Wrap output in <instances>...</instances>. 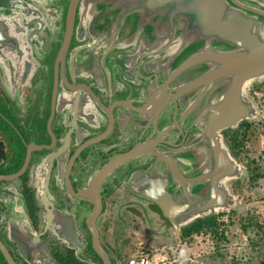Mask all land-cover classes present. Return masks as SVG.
Masks as SVG:
<instances>
[{
    "label": "water",
    "instance_id": "water-1",
    "mask_svg": "<svg viewBox=\"0 0 264 264\" xmlns=\"http://www.w3.org/2000/svg\"><path fill=\"white\" fill-rule=\"evenodd\" d=\"M32 1L0 0V43L3 44L6 38L17 40V36H8L7 33L15 34L28 26L44 23L41 6ZM132 1L81 0L76 35L83 44L70 51L67 63L71 78L73 71H80L86 77L94 76L90 72L109 74L114 67L119 71L116 60L124 64L129 75H133L132 70H137L138 77L149 84L144 85L147 88L146 105L155 93V119L152 123L155 140L151 138L127 153L111 157L93 172L86 187L78 194L73 192V196L77 199L95 196L96 210L90 218L92 225L101 209L100 184L119 167L137 166L135 159L143 153L152 154L155 149V171L153 166L134 171L128 183L132 184L135 194L155 198L162 216L177 230L214 213L236 211L240 201L232 185L236 180H243L246 169L232 155L223 131L236 129L243 121L261 120L259 109L250 96V88L264 80V21L258 17H264V0H245L258 7L240 0ZM73 14L74 5L69 10L67 39L72 32ZM134 14V29L127 28L129 32L127 29L123 32L126 17H134ZM153 24L155 31L152 30ZM130 38L141 40L142 44L126 43L132 40ZM92 49L98 56L101 55L100 49H106V63L102 59L87 60L88 50ZM152 77H155L154 81H150ZM70 90L74 89L62 87L58 92L55 90L54 104L57 101L59 104L62 93L66 96ZM170 104H173V119L176 116L181 121L190 118V127L195 129L178 146L163 139L166 130L175 128L164 126L166 122L162 121ZM132 122L133 127L138 126L136 120ZM161 122L164 124L160 129L157 126ZM96 141L93 144L101 140ZM55 152L44 157L49 166ZM22 170L0 176V181L15 180L21 176ZM142 184H147L149 194L138 191ZM7 192L10 194L0 188V199ZM14 196L22 201L21 211L11 209L3 227L4 236L15 244L17 254L26 264H59L35 230L22 195L16 192ZM63 222H59L60 228L54 225L58 238L75 252L79 260L86 244L82 235L89 232V227L79 230L72 217ZM91 232L94 235L92 245L100 257L102 249L97 232L94 229ZM0 251L9 264H13L1 241Z\"/></svg>",
    "mask_w": 264,
    "mask_h": 264
},
{
    "label": "flooded vegetation",
    "instance_id": "flooded-vegetation-1",
    "mask_svg": "<svg viewBox=\"0 0 264 264\" xmlns=\"http://www.w3.org/2000/svg\"><path fill=\"white\" fill-rule=\"evenodd\" d=\"M34 1L41 6L44 23L28 26L15 34L7 33L8 36H17V40L6 38L3 44L0 43V176L17 173L23 168L19 178L10 182L0 181V188L11 194L7 192L0 199V241L13 264H26L17 254L15 244L3 234V227L7 224L11 209H14V201L18 200L14 196L17 192L25 200L35 230L59 264H65L70 251L81 264H124L127 253L146 248V245L153 247L160 239L170 240L172 231L176 229L162 216L155 198L135 194L132 184L128 183L132 172L155 166V149L152 154L143 153L135 159L137 166L119 167L100 184L101 209L92 225L90 218L96 210L95 196L86 195L87 199H77L73 195L81 192L93 172L111 157L127 153L135 145L151 138L155 140V127L152 124L155 119V93L151 95L149 105H146L145 86L149 84L138 77L137 70L131 71L133 75L127 74L124 64L118 60L119 71L116 67L111 71L110 66L106 65L111 71L109 74L105 71L99 74L90 72L94 76L86 77L80 71H73L75 73L71 72V78L67 63L69 53L83 44L76 35L81 0ZM240 1L258 7L254 3ZM72 5V32L67 39ZM135 17V14L134 17H126L123 32L127 28L134 29ZM258 17L264 21V17ZM152 28L155 31L154 24ZM129 41L142 44L141 40L132 39L126 43L130 44ZM105 50H99L100 56L95 54V49L88 50L87 60L102 59L106 63ZM95 69L99 70L98 67ZM154 80L155 77L150 79ZM62 87L74 90L68 91L66 96L62 93L59 104L58 101L54 104V91L58 92ZM58 108L64 110L58 112ZM173 111V104H170L163 113L164 126L175 127L166 130L163 139L178 146L195 129L190 127V118L181 121L176 116L173 119ZM132 120H136L138 126L133 127ZM163 122L157 127L161 129ZM251 123L248 122V128ZM247 127H243L246 131L243 130L241 136L247 132ZM229 133V129L223 131L224 139L232 155L241 163V148H236L230 142ZM99 139V143L93 144ZM51 152L55 154L49 166L44 157ZM244 167L249 169L248 165ZM237 181L232 185L235 194L234 190L240 185L236 184ZM138 191L150 193L147 184H142ZM153 194L155 196V192ZM221 213L209 216L216 219L217 227L219 218L223 216ZM71 217L79 230L88 225L91 233L87 231L82 235L86 244L81 249L79 260L75 252L58 238L59 233L54 226L60 228V223ZM92 229L97 232L101 258L92 245ZM182 229L178 230L180 236ZM139 258L144 260L141 255ZM0 264H9L1 251Z\"/></svg>",
    "mask_w": 264,
    "mask_h": 264
},
{
    "label": "rangeland",
    "instance_id": "rangeland-1",
    "mask_svg": "<svg viewBox=\"0 0 264 264\" xmlns=\"http://www.w3.org/2000/svg\"><path fill=\"white\" fill-rule=\"evenodd\" d=\"M254 86L264 88V80ZM260 90L258 97L251 98L261 120L252 122L241 143L238 142L239 160L249 167L234 190L239 208L219 218L216 235L203 230L182 238L175 229L170 240L160 239L153 247L146 245L127 253L124 264L139 255L144 264H264V89ZM251 220L255 225L249 224Z\"/></svg>",
    "mask_w": 264,
    "mask_h": 264
},
{
    "label": "trees",
    "instance_id": "trees-1",
    "mask_svg": "<svg viewBox=\"0 0 264 264\" xmlns=\"http://www.w3.org/2000/svg\"><path fill=\"white\" fill-rule=\"evenodd\" d=\"M248 122L247 121H243L239 124L238 128L236 129H229V131L231 133H229V139L230 142L237 148L238 146V142L241 143V138L243 136V134L240 135V137H238V133L241 131V129L243 127H247ZM248 128V127H247ZM246 131V130H244ZM238 139V140H237ZM239 147V146H238ZM236 184H240V181L238 180ZM229 213H234L233 211L229 212ZM225 212L221 213L220 215H224ZM253 220H251V222L249 223L250 225H255L254 222H252ZM217 221L214 217H204L202 219H198L196 221H194L193 223H191L190 225L184 227L181 230V237L183 238H187L190 237L194 234H197L201 231H208L210 233H213L214 235L217 234V225H216ZM223 235V233H222ZM221 235V236H222ZM65 264H81L79 263L73 256H72V251H70L69 256L67 261L65 262Z\"/></svg>",
    "mask_w": 264,
    "mask_h": 264
},
{
    "label": "built area",
    "instance_id": "built-area-1",
    "mask_svg": "<svg viewBox=\"0 0 264 264\" xmlns=\"http://www.w3.org/2000/svg\"><path fill=\"white\" fill-rule=\"evenodd\" d=\"M260 89H264L263 87L260 86H253L250 88V96L253 98L258 97L260 94ZM144 260L140 259L138 256H132L129 260L126 261V264H144Z\"/></svg>",
    "mask_w": 264,
    "mask_h": 264
},
{
    "label": "bare ground",
    "instance_id": "bare-ground-1",
    "mask_svg": "<svg viewBox=\"0 0 264 264\" xmlns=\"http://www.w3.org/2000/svg\"><path fill=\"white\" fill-rule=\"evenodd\" d=\"M13 206H14V210H16L17 212L21 211V202L19 199L18 200L15 199Z\"/></svg>",
    "mask_w": 264,
    "mask_h": 264
}]
</instances>
